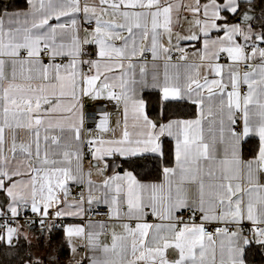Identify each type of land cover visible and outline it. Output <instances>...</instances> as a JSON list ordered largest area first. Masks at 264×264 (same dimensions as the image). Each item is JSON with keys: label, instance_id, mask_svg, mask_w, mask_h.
Returning <instances> with one entry per match:
<instances>
[{"label": "snow or ice", "instance_id": "1", "mask_svg": "<svg viewBox=\"0 0 264 264\" xmlns=\"http://www.w3.org/2000/svg\"><path fill=\"white\" fill-rule=\"evenodd\" d=\"M25 5L0 10V243L30 212L79 264H251L264 0Z\"/></svg>", "mask_w": 264, "mask_h": 264}, {"label": "trees", "instance_id": "2", "mask_svg": "<svg viewBox=\"0 0 264 264\" xmlns=\"http://www.w3.org/2000/svg\"><path fill=\"white\" fill-rule=\"evenodd\" d=\"M25 3L19 1L0 0V10L23 7ZM34 236L32 241L18 239L13 246L5 243L0 244V264H25L29 258L37 261L35 254L45 250L41 264H67L69 259V248L65 242L64 236L60 229H54L51 233L47 231L40 234L37 230L31 232ZM251 264H264V250L257 251L253 246L252 251L248 254Z\"/></svg>", "mask_w": 264, "mask_h": 264}, {"label": "crops", "instance_id": "3", "mask_svg": "<svg viewBox=\"0 0 264 264\" xmlns=\"http://www.w3.org/2000/svg\"><path fill=\"white\" fill-rule=\"evenodd\" d=\"M4 1L6 2V1H10V0H4ZM11 1H19L20 3L21 2L25 3V0H11ZM25 6L26 5H24L23 7H16V8L5 9V10L18 11V10H23L25 8ZM111 113H112L113 121H115V119L117 118V116L119 114V110L116 109L115 111H111ZM93 178L94 179L97 178L95 173H93ZM25 215H32V214L30 212H27V213H25ZM77 223H80V220H78L77 218H67L64 220V224H66V225L67 224H77ZM59 229L64 236L63 230L61 228H59ZM31 232H32V230H29L28 228L20 227L19 239L22 238L24 240L32 241L34 239V236ZM25 237H27V239H25ZM14 242H16V240H14ZM68 248H69V259L67 261V264H79V262L82 260V258L85 257L86 250L81 248V249H78L76 253H73L71 251V248L69 245H68ZM45 252H46L45 250H41V251L37 252L35 254L36 259L42 260V258L45 255ZM25 264H28V262ZM84 264H87V261H84Z\"/></svg>", "mask_w": 264, "mask_h": 264}, {"label": "built area", "instance_id": "4", "mask_svg": "<svg viewBox=\"0 0 264 264\" xmlns=\"http://www.w3.org/2000/svg\"><path fill=\"white\" fill-rule=\"evenodd\" d=\"M86 106L89 107V108H93L91 102H88V104H87ZM108 110H109V111H115L116 109H115V108H112V107L110 106ZM97 111H99L98 108H93V113H95V112H97ZM89 123L91 124V123H93V122L90 121ZM101 218H103L102 215H99V216H93V217H92V219H94V220H95V219H101ZM31 219H35V217H33L32 215H24L23 217H21V218L19 219V221H18V226H19V227H24V228H28V229H29V223H28V221L31 220ZM2 223H4V221H3V220H0V224H2ZM57 224H59V221H57ZM34 229L37 230V231H40L39 225H38V224L35 225V226H34ZM54 229H59V228H54ZM54 229H53V230H54ZM209 230H211V229H209ZM14 243H15V242H13V244H14Z\"/></svg>", "mask_w": 264, "mask_h": 264}, {"label": "water", "instance_id": "5", "mask_svg": "<svg viewBox=\"0 0 264 264\" xmlns=\"http://www.w3.org/2000/svg\"><path fill=\"white\" fill-rule=\"evenodd\" d=\"M30 230V229H29ZM39 233H40V231H39ZM41 234V233H40ZM44 234V233H43Z\"/></svg>", "mask_w": 264, "mask_h": 264}]
</instances>
